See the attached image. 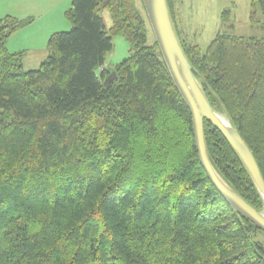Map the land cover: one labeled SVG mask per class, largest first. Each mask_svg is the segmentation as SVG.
I'll return each instance as SVG.
<instances>
[{
  "label": "trees",
  "instance_id": "trees-1",
  "mask_svg": "<svg viewBox=\"0 0 264 264\" xmlns=\"http://www.w3.org/2000/svg\"><path fill=\"white\" fill-rule=\"evenodd\" d=\"M167 4L208 101L264 178V38L219 33L203 51ZM252 8L264 15V0ZM66 18L71 30L50 36L33 71L7 48L33 19H0V264H264V232L203 169L191 112L136 0H72ZM119 36L129 55L109 66ZM204 133L219 176L264 211L230 143L206 120Z\"/></svg>",
  "mask_w": 264,
  "mask_h": 264
},
{
  "label": "water",
  "instance_id": "water-1",
  "mask_svg": "<svg viewBox=\"0 0 264 264\" xmlns=\"http://www.w3.org/2000/svg\"><path fill=\"white\" fill-rule=\"evenodd\" d=\"M144 4L162 56L191 112L196 147L203 169L212 184L231 207L264 232V211H258L236 193L224 182L212 165L205 141L204 121L206 120L214 126L230 143L245 164L264 200V178L254 155L240 133L232 126L227 116L217 112L208 101L180 45L170 16L167 0H144ZM116 80L117 73L112 72L105 79L103 85L104 87H109ZM219 114L226 117L225 121L227 124L220 119Z\"/></svg>",
  "mask_w": 264,
  "mask_h": 264
},
{
  "label": "rangeland",
  "instance_id": "rangeland-1",
  "mask_svg": "<svg viewBox=\"0 0 264 264\" xmlns=\"http://www.w3.org/2000/svg\"><path fill=\"white\" fill-rule=\"evenodd\" d=\"M71 1L68 0L67 7L65 6L67 9L61 10L63 22L54 26L55 30H57L56 32H68L73 26L66 18V11L70 9ZM136 4L147 22L148 45L154 46L157 39L146 8L142 0H136ZM170 7L173 11L176 30L181 38L188 43L199 45L203 51L207 49L219 33H227L244 38H264V15L258 8L252 18L254 10L252 8V0H170ZM225 12H228L227 16H225ZM58 15L60 17V10L55 11V16L57 17ZM101 15L104 21L107 22L108 28H110L111 16L109 11L103 10ZM33 20L35 23L40 21L38 15ZM25 31H30L23 36L28 38L30 42L24 44L25 47H18L22 50L20 52H24V56H26V70H24L28 71L29 66H33L34 69L32 71L37 70L48 58V41L51 35L49 37L46 35L47 28L43 24H38L31 30ZM20 35L15 34L12 37L15 40ZM36 37H39V39L35 42L34 39ZM113 42L114 49L108 55V65L112 62L119 64L129 55V46L123 37L119 36ZM27 47L32 48V51L27 52L22 49Z\"/></svg>",
  "mask_w": 264,
  "mask_h": 264
},
{
  "label": "crops",
  "instance_id": "crops-1",
  "mask_svg": "<svg viewBox=\"0 0 264 264\" xmlns=\"http://www.w3.org/2000/svg\"><path fill=\"white\" fill-rule=\"evenodd\" d=\"M70 1V0H69ZM72 2V1H71ZM68 0H0V19L6 16H12L17 19H35L38 15L40 21L39 23L33 20V22L26 28L19 30L15 34H21L17 39H13L15 34H13L7 41V48L11 53H17L22 51L18 47H25L24 44H28L30 40L28 38L23 37L27 32L25 30H31L38 26V24L45 25L47 28L48 37L54 34L57 30H55L54 26L58 25V23L63 22L61 19V12L67 8ZM60 10V17L59 15L55 16V11ZM62 10V11H61ZM38 23V24H37ZM106 27L108 28V24L105 21ZM39 37H36L34 41H38ZM25 51H32V48H22ZM23 59V67L25 69V59ZM110 66L117 65L116 63L109 64ZM28 71H32L33 66H29ZM26 70V69H25Z\"/></svg>",
  "mask_w": 264,
  "mask_h": 264
},
{
  "label": "bare ground",
  "instance_id": "bare-ground-1",
  "mask_svg": "<svg viewBox=\"0 0 264 264\" xmlns=\"http://www.w3.org/2000/svg\"><path fill=\"white\" fill-rule=\"evenodd\" d=\"M116 72V71H115ZM117 78H118V76H117ZM219 116H220V119L222 120V121H224V123H226V117L225 116H223L222 114H219ZM227 124V123H226ZM228 126V125H227Z\"/></svg>",
  "mask_w": 264,
  "mask_h": 264
}]
</instances>
